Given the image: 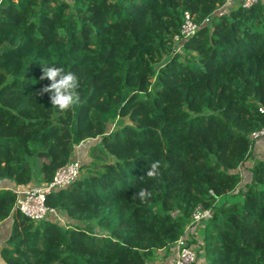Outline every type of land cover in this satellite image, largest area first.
Masks as SVG:
<instances>
[{
    "label": "trees",
    "instance_id": "1",
    "mask_svg": "<svg viewBox=\"0 0 264 264\" xmlns=\"http://www.w3.org/2000/svg\"><path fill=\"white\" fill-rule=\"evenodd\" d=\"M227 2H0L5 264H155L199 206L211 216L190 234L198 261L264 264V153L251 139L264 128V0L218 14ZM186 12L198 28L177 50ZM41 65L77 77V104L52 107ZM89 151V172L46 197L67 226L15 209L16 190L49 184ZM141 188L152 196L141 201Z\"/></svg>",
    "mask_w": 264,
    "mask_h": 264
},
{
    "label": "built area",
    "instance_id": "2",
    "mask_svg": "<svg viewBox=\"0 0 264 264\" xmlns=\"http://www.w3.org/2000/svg\"><path fill=\"white\" fill-rule=\"evenodd\" d=\"M2 0H0L1 2ZM259 0H239L240 5L245 9H250L256 5ZM198 26L194 22L193 17L189 13L184 14V23L181 28V38L175 37V41L187 39L193 36ZM260 112L264 115V108H260ZM251 139L254 143L264 144V128L252 134ZM257 144L255 150L258 152ZM257 155V153H256ZM260 156V155H257ZM80 160H75L66 166L57 170L52 182L47 185H35L25 190H16L18 199L15 209L22 213L25 217L39 222L46 220L54 215L58 221H63L59 213L55 209H51L46 204V197L51 192L65 189L72 185L81 175ZM211 216V211L204 209L202 206L196 208L192 215V221L186 229L185 235L182 236L171 249L170 254L165 256L162 252L161 259L155 264H204V261H198V254L194 245L190 244V234L193 233V227L200 225L204 220ZM197 239H198V235Z\"/></svg>",
    "mask_w": 264,
    "mask_h": 264
},
{
    "label": "clouds",
    "instance_id": "3",
    "mask_svg": "<svg viewBox=\"0 0 264 264\" xmlns=\"http://www.w3.org/2000/svg\"><path fill=\"white\" fill-rule=\"evenodd\" d=\"M43 75L41 79H47L50 84L43 89L44 92L50 95L52 107H56L63 112L69 110L72 106L78 103L79 95L77 88L79 87L77 77L71 71H65L63 68L56 65H41ZM159 161H153L147 168L146 176L153 178L159 174ZM152 196V192L141 188L137 192V197L144 201Z\"/></svg>",
    "mask_w": 264,
    "mask_h": 264
},
{
    "label": "rangeland",
    "instance_id": "4",
    "mask_svg": "<svg viewBox=\"0 0 264 264\" xmlns=\"http://www.w3.org/2000/svg\"><path fill=\"white\" fill-rule=\"evenodd\" d=\"M238 5H240L239 0H228L227 4H226L223 8H220V9L218 10V14H222V13L229 12L231 9L236 8ZM175 48H176L177 50L180 49V42H179V41H176ZM159 65H161V63H158V64H157V66H159ZM121 123H122V122H120V121H118V120L115 121V122H111V123H109V125H108V126H109V130H113V129H117V128L121 127V125L123 124V123H122V124H121ZM127 123H128V122H127ZM91 153H92V152L89 151V153H88V155L86 156V158H85L84 160H81V161H80V164H82V166L80 167V169H81V175H80V177L86 175V174L89 172L88 169H84V170H82V167L84 166V164H86V163H90V162L92 161V160L90 159V157H92V154H91ZM41 163H42V161H41V162L38 161V164H36L37 172H39V166L41 165ZM253 163H254V159H250V160L248 161V164H249L250 167L253 166ZM38 177H39V176H38ZM244 178H245V175H244ZM38 180H41V178H38ZM244 180H245V179H244ZM245 181H247V180H245ZM228 200H229L230 203L238 202V201H241V200H242V197H241V196H238V195H237V196H230V197H228ZM63 219H64V218H63ZM62 225H63V226H65V225L67 226V225H68L66 219L63 220ZM6 226L8 227V225H6ZM6 226H5V227H6ZM7 227H6V228H7ZM86 227L98 231L97 227L94 226L93 223H90V226L87 225ZM6 228H5V229H6ZM200 235H201V233H200ZM0 237H1V236H0ZM198 239L201 240V236H198ZM0 240H1V239H0ZM4 245H5V242H3V240H1V241H0V250H1V248H2ZM161 257H162V256H161ZM161 257H160V259H161ZM0 264H5V263L3 262V260H2L1 257H0Z\"/></svg>",
    "mask_w": 264,
    "mask_h": 264
},
{
    "label": "crops",
    "instance_id": "5",
    "mask_svg": "<svg viewBox=\"0 0 264 264\" xmlns=\"http://www.w3.org/2000/svg\"><path fill=\"white\" fill-rule=\"evenodd\" d=\"M257 153V155H261L262 153H264V144H262V145H259V147H258V152H256ZM40 183L39 182H36L35 183V185H39ZM6 225H8V227L6 226ZM7 228H6V227ZM6 228V229H5ZM9 232H10V222H6V223H2L1 225H0V239L1 240H3V242H5V240H6V236H7V234H9ZM0 240V241H1ZM162 254V253H161ZM160 261V259H158V261H156L155 263H158Z\"/></svg>",
    "mask_w": 264,
    "mask_h": 264
}]
</instances>
